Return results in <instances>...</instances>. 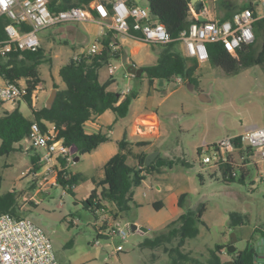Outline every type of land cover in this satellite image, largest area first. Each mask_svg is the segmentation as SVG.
Here are the masks:
<instances>
[{
  "label": "rangeland",
  "instance_id": "1",
  "mask_svg": "<svg viewBox=\"0 0 264 264\" xmlns=\"http://www.w3.org/2000/svg\"><path fill=\"white\" fill-rule=\"evenodd\" d=\"M250 1L253 0H241L240 3L248 4ZM143 5L146 6L145 1ZM256 7L261 9L258 3ZM72 28L80 32L79 37L69 35L68 31ZM99 31L96 23L78 21L49 27L38 33L40 48L45 55L38 70L46 92L43 97L37 93L39 97L35 108L46 106L54 85L64 87L59 73L61 67L88 48ZM261 43L262 37L258 35L256 50L260 49ZM122 48L119 58L112 57L100 69V80L106 82L113 76L112 89L121 91L129 88L128 93H137L131 105L130 118L125 123L129 122L137 108L143 110L151 103V92L155 95L153 103L166 129L165 136L152 147L153 151L158 150L164 155L169 150L172 157H185L193 166L179 163L162 173L147 174L142 184L134 189L131 207L119 211L120 216L115 220L109 212L100 216L85 205L94 189L101 191L98 183L104 172L102 168L90 169L83 154L77 152L74 158L79 156L81 161L70 162L68 170L87 172L90 178L78 183L72 191L55 185L36 195L39 200L36 204L32 172L28 169L33 166L32 157L41 153L28 136L15 145V150L0 156V193L15 191L20 214L33 218L44 228L52 240L58 264H172L163 247L150 248L143 246V242L166 231V226L180 213L201 204H205L206 210L203 223L198 224L199 234L188 239L184 247V251L197 260L188 264L207 260L210 248L217 243L228 246L233 238L237 251L251 245L259 254L258 263L264 264V161L254 153L235 152L232 156L238 173L235 180H225L213 163L203 162L206 155L214 154L212 144L238 135L252 125L264 127V65H253L227 74L208 60L197 69L192 83L184 79L179 85L177 80H173L166 83L165 89H161L158 83L153 89L146 76L140 78L131 74L127 77V64L134 63L137 67L153 64L159 58V45L129 39L121 45ZM110 63L117 66L114 74L109 71ZM201 94L208 99H202ZM12 106H19L26 116L32 117V109L24 98L1 105L0 115ZM147 145L135 149L140 151ZM207 145L210 146L207 148ZM254 159L260 161L258 165H245L247 160ZM128 162L134 161L129 159ZM241 174L246 175L244 180H240ZM184 192L188 193L187 202L184 209L178 212L175 198ZM156 201L163 202V207L156 209ZM107 204L109 209L118 211L115 205ZM232 213L243 217L242 224L230 225ZM105 219L107 222H104ZM114 220L116 227L120 224L127 231L126 238L119 234L98 236V226L110 227L108 222ZM134 223L147 230H132L131 224ZM118 245L124 249L118 251ZM234 253L225 248L220 256L223 261L234 260Z\"/></svg>",
  "mask_w": 264,
  "mask_h": 264
},
{
  "label": "trees",
  "instance_id": "2",
  "mask_svg": "<svg viewBox=\"0 0 264 264\" xmlns=\"http://www.w3.org/2000/svg\"><path fill=\"white\" fill-rule=\"evenodd\" d=\"M50 1L53 10H60L73 6H85L91 0ZM145 2L152 14L165 24L174 40L169 43L157 44L159 45V58L153 64L143 67L144 73L139 77L146 76L151 85L155 80L173 81L176 76H181L192 83V78L200 63L185 55L179 48L181 33L188 30L195 22L202 23L192 11L191 0H145ZM221 2L225 4L226 10L222 20L231 18L234 11L246 7L252 8L257 13V2L250 1L241 6H232L227 4L226 0H221ZM8 21L6 16H0V39L6 37L4 28ZM255 25L262 37L260 49H255L254 42L244 45L237 55H232L225 49L223 43H208L209 62L213 66L222 68L227 74L237 73L241 69L253 65H264V18L258 20ZM108 42V39L105 40V47L101 53L83 55L79 60L72 58L64 64L59 73L65 87L59 89L58 85H54L57 88V93L52 106H44L40 109H36L33 105V94L41 85L38 66L44 61L43 50L41 48L37 51L22 50L11 53L7 58L0 60V77L4 82L23 80L27 86V95L24 100L32 109V117L26 116L19 106H15L12 110H5L0 115V156L15 150V145L29 136L34 122H39L42 126L44 121L55 122L59 130V138L63 139L66 144L75 146L76 152L80 155L92 152L106 140L103 134H88L84 129V124L106 110H112L117 118L126 117L133 100L137 97L136 92L123 95L121 91L109 89L114 81L113 76L106 82H101L100 69L107 65L112 57L119 58L123 51L122 48L112 55ZM149 143L150 141L134 143L128 139L126 133L124 134L119 141L117 153L102 167L104 177L98 183V186H101V191L94 189L85 201L88 208L93 209L100 216L109 212L116 220L122 210L131 207V203L134 201V189L142 184L147 174L162 173L165 169H171L179 163L184 166H193L185 157L164 156L161 153L149 166H146L145 158L149 153L138 152L135 148ZM244 152H247L248 155L253 154V150L249 147L243 148L242 153ZM129 159L134 162L129 163ZM32 163L34 170L40 167L38 156L32 157ZM234 165V160L229 156L226 161L214 167L222 172L225 180H235L236 177L231 173L235 170ZM199 176L204 180L202 174ZM245 176V174H241L240 180H244ZM89 178L88 175L65 170L60 172L58 182L65 190L72 191L79 181ZM187 197V192L179 196L178 205L181 209H184ZM107 203L115 205L118 211L109 209ZM154 207L160 209L163 204L154 203ZM205 210V204H201L182 212L166 226V231L156 235L153 239H147L143 242V246L163 247L172 264H188L191 261H196L195 257L184 251V247L188 239L199 234L198 224L203 223L202 217ZM6 212L16 217H22L15 191L0 193V214ZM242 221L241 215L232 213L230 219L232 227L242 224ZM104 222H107L106 219ZM109 228L111 230L107 233ZM113 229H117L115 224L111 227L99 225L98 236L110 237L113 234ZM225 248H227L226 244L217 243L209 249L210 257L205 261H198V264L226 263L229 260L223 261L220 256L221 251ZM258 258L259 254L256 249L247 245L244 250H236L234 264H257Z\"/></svg>",
  "mask_w": 264,
  "mask_h": 264
},
{
  "label": "built area",
  "instance_id": "3",
  "mask_svg": "<svg viewBox=\"0 0 264 264\" xmlns=\"http://www.w3.org/2000/svg\"><path fill=\"white\" fill-rule=\"evenodd\" d=\"M50 3V0H0V16L4 15L9 20L4 28L6 37L0 39V60L22 50L37 51L41 47L38 34L41 30L78 21L94 22L100 31L88 48L74 56L76 60L83 55L101 53L107 39L112 55L121 49L122 41L126 39L148 44H163L174 40L165 24L152 14L148 6L138 5L133 0H91L85 6L60 10H53ZM260 7L257 13L246 7L234 11L231 18L225 20L214 18L193 23L179 37L186 55L199 63L206 62L210 57L207 45L213 42L223 43L229 53L237 55L244 45L257 40L259 34H256L254 28H257L256 22L264 18V0H260ZM192 11L197 19L199 15H207L204 5L200 10L192 6ZM116 68V65L109 64L111 74L115 73ZM173 80L178 83L184 81L181 76ZM163 82L166 81L160 80V83ZM37 90L33 94L35 98ZM129 91L127 88L121 92L125 95ZM25 95L27 86L23 80L0 84V106L14 103ZM43 123L42 126L34 122L29 133L32 145L43 149L41 154H37L40 167L37 170L33 166L28 169V172H32V185L36 190L33 199L36 204L39 201L36 195L60 185L59 174L68 170L70 162H75L74 154L77 151L75 146L59 138L55 122ZM212 145L214 154L206 155L203 162L213 163L214 166L226 161L230 154L247 147L264 160V127L255 126ZM231 173L232 176H238L235 170ZM112 232L123 239L127 236V231L121 227ZM123 249L122 245L117 246L118 251ZM0 264H58V260L52 240L42 226L31 217H16L6 212L0 214Z\"/></svg>",
  "mask_w": 264,
  "mask_h": 264
},
{
  "label": "crops",
  "instance_id": "4",
  "mask_svg": "<svg viewBox=\"0 0 264 264\" xmlns=\"http://www.w3.org/2000/svg\"><path fill=\"white\" fill-rule=\"evenodd\" d=\"M144 1L145 0H133V2L138 4V5H143ZM203 1H204L205 8H207L206 17L208 19H214V18L221 19L225 15V11H226L225 10V6H224L225 4H223L221 2V0H203ZM240 1L241 0H226V3L227 4H231L232 6H234V5L241 6V5L246 4V3L242 4V3H240ZM252 2H254V3L257 2L260 5V0H256V1L253 0ZM260 10L261 9L257 8L258 12H260ZM90 23H94V22H90ZM74 32L76 34L80 33L77 29H74ZM98 34H99V32L96 34V38L98 37ZM64 35H66V34H64ZM128 41H129V39H126V40L122 41V44L125 45ZM179 48L186 55L185 50H184V45H183L182 42L180 43ZM201 64L202 63H200L199 67L201 66ZM126 76L130 77L132 75H131V73H127ZM171 82L172 81L165 82V83L164 82L160 83V80H155L154 83L152 84V86H153V89H154L156 87V84L158 83V85H159V87H161V89H165L164 86L166 85V83H171ZM1 83H4V80L2 78H1L0 84ZM179 85H182V83H179ZM58 86H59V89H63L65 87V85H64L63 88H61L60 85H58ZM109 89H112L111 86L109 87ZM39 90H41V91H39ZM53 90L57 91V88L54 87ZM53 90H52V92H53ZM112 90H115V89H112ZM38 92L40 94V97H43V95L46 92V90L44 88H42V85L39 86V88H38V90L36 92V98L33 97V105H34V107H37L36 104H37V100H38V97H39V95H37ZM52 92H51V94H52ZM149 97L151 99V103L147 104L143 110L142 109L138 110V108H137L134 111L133 117H131V119L129 120L128 123H125V122H126V120L128 118H130L129 117V113H130V110H131V106H130L129 113L127 114L126 117L117 118L116 114L112 110H106L101 115L95 117L94 119L88 120L84 124V129H85V131L88 134H103L106 137V140L104 142H102L92 152L83 154V156L85 157V162H87L89 164L90 169L102 168L104 166V164L114 154L117 153V151L119 149V147H118L119 141L123 138L125 133L127 134L128 139L130 141H132V142H138V141H150L151 142V144L143 147L138 152L150 153L151 151L154 150V149H152V147L156 146L155 145L156 141L162 139L165 136L166 129L164 128V125L162 123L161 115H160V113L158 112V109L154 106V103H153L155 95L150 92L149 93ZM48 102H49V100H48ZM46 106H47V104H46ZM14 108L15 107L12 106L9 110H12ZM255 126H257V125H252L248 129L253 128ZM168 151H166L164 153V156H171L170 152H168ZM42 152H43V149L40 148V153H42ZM239 152L241 153L242 149ZM234 153L230 154L229 156L232 157ZM77 157H79V156H77ZM243 157H245V156H243ZM77 161L80 162L81 161V157H79V159ZM259 162L260 161H255V159L252 160V161H248L247 160L245 162V165L246 166L251 165V164L258 165ZM74 173H77V172H74ZM79 173H82L83 175H88V176L90 175L87 172H79ZM94 181L96 182V180H94ZM81 182L82 181H79V183H81ZM178 199H179V197H176L175 198V202H176V204L178 206L177 210L179 212L182 209L178 205ZM154 203H156L157 205L163 204V202H159V201L158 202L156 201ZM112 224H114V222H111V221L108 222V225L110 227H111Z\"/></svg>",
  "mask_w": 264,
  "mask_h": 264
},
{
  "label": "water",
  "instance_id": "5",
  "mask_svg": "<svg viewBox=\"0 0 264 264\" xmlns=\"http://www.w3.org/2000/svg\"><path fill=\"white\" fill-rule=\"evenodd\" d=\"M191 2H192V5H193L194 9H196V10L202 9V7L204 5V1L203 0H191ZM198 19L200 21H207L208 20L207 17L201 16V15L198 16ZM254 30H255L256 34H259V31H258L257 28H254ZM127 70L132 75H135V76H138V77L141 76L144 73V68L143 67H137L134 63L127 64ZM56 93H57V91L53 90V92H52V94H51V96L49 98V102L47 103V107H51L52 106V103L54 102L55 97H56ZM200 97L202 99H204V100L208 99V97L206 95H204V94H201ZM159 154H160V151H158V150L149 153L146 156V158H145V165L149 166L156 159V157ZM78 159H79V157H76L75 160L77 161ZM117 227H120V224H118ZM131 228H132V230H137V229H139L140 231H146L147 230L145 227L139 226L138 224H135V223L131 224ZM233 236L235 237V234ZM234 241H235V238H233L231 244H229L227 246V251L230 252V253L236 252V247L234 245ZM224 264H234V260H229V261H227Z\"/></svg>",
  "mask_w": 264,
  "mask_h": 264
},
{
  "label": "flooded vegetation",
  "instance_id": "6",
  "mask_svg": "<svg viewBox=\"0 0 264 264\" xmlns=\"http://www.w3.org/2000/svg\"><path fill=\"white\" fill-rule=\"evenodd\" d=\"M68 33H69V35H71L72 37H79V35H80V33H75L74 32V29L72 28V29H69V31H68Z\"/></svg>",
  "mask_w": 264,
  "mask_h": 264
}]
</instances>
